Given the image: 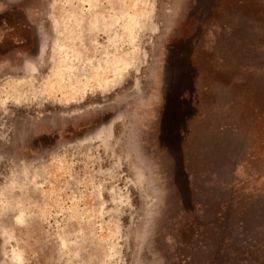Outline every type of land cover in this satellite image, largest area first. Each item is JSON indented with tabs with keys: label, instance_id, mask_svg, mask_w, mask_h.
Here are the masks:
<instances>
[{
	"label": "rangeland",
	"instance_id": "rangeland-1",
	"mask_svg": "<svg viewBox=\"0 0 264 264\" xmlns=\"http://www.w3.org/2000/svg\"><path fill=\"white\" fill-rule=\"evenodd\" d=\"M0 264H264V0H0Z\"/></svg>",
	"mask_w": 264,
	"mask_h": 264
}]
</instances>
